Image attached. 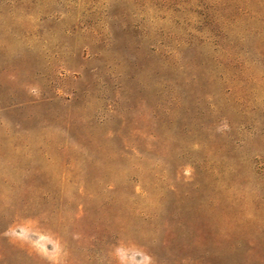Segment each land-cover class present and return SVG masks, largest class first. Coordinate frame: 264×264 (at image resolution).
Here are the masks:
<instances>
[{
  "label": "rangeland",
  "instance_id": "374dc122",
  "mask_svg": "<svg viewBox=\"0 0 264 264\" xmlns=\"http://www.w3.org/2000/svg\"><path fill=\"white\" fill-rule=\"evenodd\" d=\"M0 264H264V0H0Z\"/></svg>",
  "mask_w": 264,
  "mask_h": 264
}]
</instances>
